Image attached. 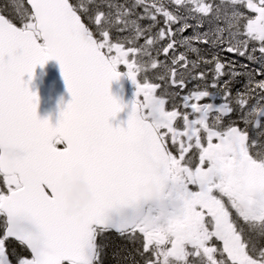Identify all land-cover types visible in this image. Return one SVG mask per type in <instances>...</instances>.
Wrapping results in <instances>:
<instances>
[{"label":"snow or ice","instance_id":"snow-or-ice-1","mask_svg":"<svg viewBox=\"0 0 264 264\" xmlns=\"http://www.w3.org/2000/svg\"><path fill=\"white\" fill-rule=\"evenodd\" d=\"M0 264H264V0H0Z\"/></svg>","mask_w":264,"mask_h":264},{"label":"water","instance_id":"water-1","mask_svg":"<svg viewBox=\"0 0 264 264\" xmlns=\"http://www.w3.org/2000/svg\"><path fill=\"white\" fill-rule=\"evenodd\" d=\"M27 79V77L25 78ZM128 82L126 76L119 81H113L111 85V93L123 104L128 105L118 114L117 118L112 121L114 126H124L131 110L132 98L127 92ZM32 92L39 96V105L37 115L40 119H48L50 123L55 125L60 117V111L70 102L71 96L67 91L65 81L62 77L60 66L55 60H50L41 68L37 67L34 78L29 84ZM76 187L85 194H88V186L80 181Z\"/></svg>","mask_w":264,"mask_h":264},{"label":"flooded vegetation","instance_id":"flooded-vegetation-1","mask_svg":"<svg viewBox=\"0 0 264 264\" xmlns=\"http://www.w3.org/2000/svg\"><path fill=\"white\" fill-rule=\"evenodd\" d=\"M121 72H123L124 70L123 69H119ZM135 91H136V89H135V87H134V91H131L130 90V87H129V85H128V93H129V95L131 96V98H132V100L134 99V93H135ZM131 92V93H130ZM11 251V250H10ZM13 258H14V254H13Z\"/></svg>","mask_w":264,"mask_h":264},{"label":"rangeland","instance_id":"rangeland-1","mask_svg":"<svg viewBox=\"0 0 264 264\" xmlns=\"http://www.w3.org/2000/svg\"><path fill=\"white\" fill-rule=\"evenodd\" d=\"M124 70V69H123ZM127 78V77H126ZM127 81H128V84H129V87H130V90L131 91H134V85L131 83V81L127 78ZM131 93V92H130Z\"/></svg>","mask_w":264,"mask_h":264}]
</instances>
